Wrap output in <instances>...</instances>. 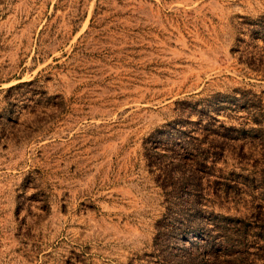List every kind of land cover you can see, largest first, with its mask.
<instances>
[{
    "label": "rangeland",
    "instance_id": "374dc122",
    "mask_svg": "<svg viewBox=\"0 0 264 264\" xmlns=\"http://www.w3.org/2000/svg\"><path fill=\"white\" fill-rule=\"evenodd\" d=\"M0 264H264V0H0Z\"/></svg>",
    "mask_w": 264,
    "mask_h": 264
}]
</instances>
